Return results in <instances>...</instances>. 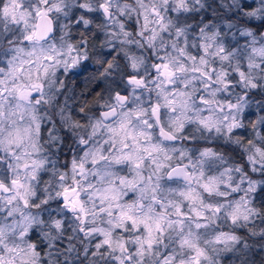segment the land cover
<instances>
[{
  "label": "clouds",
  "instance_id": "clouds-1",
  "mask_svg": "<svg viewBox=\"0 0 264 264\" xmlns=\"http://www.w3.org/2000/svg\"><path fill=\"white\" fill-rule=\"evenodd\" d=\"M0 264H264V0H0Z\"/></svg>",
  "mask_w": 264,
  "mask_h": 264
}]
</instances>
